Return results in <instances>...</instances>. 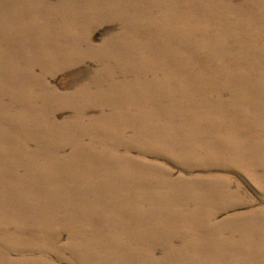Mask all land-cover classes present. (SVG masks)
Instances as JSON below:
<instances>
[{"label": "bare ground", "instance_id": "6f19581e", "mask_svg": "<svg viewBox=\"0 0 264 264\" xmlns=\"http://www.w3.org/2000/svg\"><path fill=\"white\" fill-rule=\"evenodd\" d=\"M208 11L199 0H0V236L6 246L57 259L83 250L103 256L116 246L155 256L165 243L164 253L175 256L168 242L183 236L180 255L193 264L203 248L226 264L264 262L254 253L219 250L232 234L222 225L212 234L204 230L202 240L181 234L178 211L189 221L208 216L202 210L209 191L185 190L160 167L141 162L153 148L171 149L168 142L215 152L213 136L225 133L228 145L247 137V128L224 118L222 108L264 102V52L247 59L219 51V29L203 38L206 32L191 26ZM98 17L119 28L95 46ZM199 41L209 54H194ZM64 65H72L64 72L66 91H51L46 73ZM79 65H86L88 82L70 92L79 74L69 72ZM66 109L71 115L58 121L57 112ZM240 111L251 120L248 110ZM214 165L258 183L230 162ZM142 170H152L153 180L138 176ZM151 185V191L140 188Z\"/></svg>", "mask_w": 264, "mask_h": 264}, {"label": "rangeland", "instance_id": "374dc122", "mask_svg": "<svg viewBox=\"0 0 264 264\" xmlns=\"http://www.w3.org/2000/svg\"><path fill=\"white\" fill-rule=\"evenodd\" d=\"M57 1L52 0L53 3ZM199 1L208 6V12L211 14L207 13L192 22L191 26L195 31L206 32L200 34L203 38L207 37L205 35L214 36L215 30L219 29L221 36L218 39L224 42L219 51L247 59H254L259 52H264V0ZM118 26L108 18L98 17L91 33V43L95 46L100 45L109 34L118 31ZM194 54H209L207 44L199 41V47L194 48ZM71 66L55 67L56 71L46 73L45 82L51 91H54V88L60 92L66 91L62 85L66 77L64 72ZM85 66H76L69 72L79 74L78 79L69 87L70 92L76 86L88 82V75L82 70ZM87 66L89 69L94 68L92 62ZM129 86L132 89L137 88L132 83H129ZM39 93L40 91H37L33 95ZM130 94L135 95V92ZM89 102L94 103L95 98H89ZM240 109L248 110L252 116L251 120L246 119ZM222 114L224 118L245 126L248 136L236 137L230 145L223 143L225 133L213 136L211 142L220 146L215 152H205L203 149L188 151L175 143L168 142L166 145L172 150L160 152L159 149L153 148L147 155V160L141 158V162L160 167L168 179L180 181L185 190L199 186L209 191V199L202 210L204 213H209L208 216L202 217L201 220L189 221L186 214L178 211L177 216L180 221L177 222V228L181 234L186 233L190 237L202 240L204 230L206 232L209 230L212 234L222 225L232 230V234L220 241L219 250L254 253L259 259L264 260V102L245 101L243 105L226 106L222 108ZM56 115L57 120L61 121L69 117L71 112L66 109L57 112ZM181 149L183 152H180ZM133 152L134 156L139 155L137 150ZM218 160L230 162L242 172L249 171L258 182L257 185L238 171L215 168L221 167L214 165ZM138 176L152 181L154 172L142 170ZM140 188L151 191L153 187L151 185ZM187 240L188 237L180 236L168 242V247L173 250L175 256L164 253L166 245L162 243L157 248L160 255L155 256L125 254L116 246L104 251L103 256L91 250H83L78 255L66 252L64 257L55 259L47 258L49 256L47 251L14 250L10 245L6 246L4 235H1L0 264H193L180 255ZM199 254V264H226L222 260L210 258L207 249H201ZM254 264H264V262L259 261Z\"/></svg>", "mask_w": 264, "mask_h": 264}]
</instances>
